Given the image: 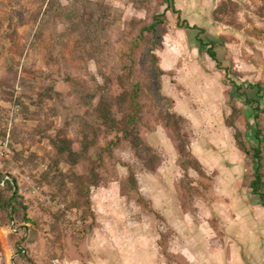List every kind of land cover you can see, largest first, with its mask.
<instances>
[{
    "label": "rangeland",
    "instance_id": "obj_1",
    "mask_svg": "<svg viewBox=\"0 0 264 264\" xmlns=\"http://www.w3.org/2000/svg\"><path fill=\"white\" fill-rule=\"evenodd\" d=\"M58 4L0 0V172L15 176L29 218L21 220V211L11 215L6 194L0 195V264H120L131 259L136 264H264L253 250L256 235L264 240V205L251 188L253 169L240 191L244 211L258 208L255 217L262 223L259 232L248 227L246 211L235 236L224 231L218 213H235L232 195L200 160L207 146L229 148L235 141L254 167L259 128L264 166V0H211L208 13L189 7L186 17L194 30L178 26L185 18H178L165 0ZM157 13L164 15L158 38L141 37V28ZM99 18L100 24H112L105 40L96 36L81 46L74 26L95 25ZM197 37L213 44L223 67L230 69L229 74L220 70L219 81L208 75L189 84L182 76L187 57L197 52ZM206 49L198 63L209 69ZM209 79L220 86L216 94L209 92ZM131 81L139 84L134 105ZM101 100L122 128L128 115H135L143 145L136 147L132 136L101 122L96 109ZM171 113L182 117L179 128L187 135L191 158L178 149ZM211 156L216 169L223 170L216 154ZM181 159H190L186 169ZM110 182L121 183L123 197L117 193L100 200L98 207L108 210L97 215L91 191ZM162 192L175 200L165 203L164 211L158 209ZM179 206L185 215L169 219ZM13 221L22 225L16 233ZM106 241L120 249L91 250V244ZM20 247L25 253L18 256Z\"/></svg>",
    "mask_w": 264,
    "mask_h": 264
},
{
    "label": "crops",
    "instance_id": "obj_2",
    "mask_svg": "<svg viewBox=\"0 0 264 264\" xmlns=\"http://www.w3.org/2000/svg\"><path fill=\"white\" fill-rule=\"evenodd\" d=\"M210 1L211 0H202L203 4L196 5L195 0H174V5H175V8L180 11V17L182 16L183 18H185V20L182 19V22L185 21V22L189 23L191 26H195V28H196V25H194V23L191 24L188 21L189 19L186 17V12H187L186 9H188L189 7H192V8H196V9H202L203 12H205L207 10V13H208ZM182 22H178V26L181 28H183V26H180V24ZM186 29L194 30L192 27H190V28L186 27ZM200 40L203 41V39L197 37V42H198L197 52L195 53V55L193 54V58H191V59L197 61V62L195 61V63H194V64H196L195 68L193 66L194 64L192 63L193 64L192 65L190 63L191 59L189 57H187L188 63L186 66L188 68L184 69V71L182 70V73H181L183 77H186L187 83H189V84H191V83L195 84L194 81L197 80L196 77H199V76L204 77V76H208V75L213 76L212 79H214V81L216 80V77H217V81H219L221 79V76L223 75V73H221L222 70L225 71L226 74H229V71H230V69L228 67H223V63L221 61V60H223L222 56H220L218 54V50L215 48V46L213 44L207 45L206 43H204V41H203L204 44H201ZM204 47H207V49H206L207 54L205 55L207 58L206 60H207L208 64L209 63L211 64V67H212L209 69H205V68L201 67L200 66L201 64L198 63V61H200V59H201V55L203 54L202 52L204 51ZM210 49H213V51L216 53L217 59H214L210 55V53H209ZM172 64H173V62H172ZM192 66H193V68H191ZM183 68H185V67H182V69ZM164 69L166 70V68H164ZM172 69H177V68L175 67V65L174 66L172 65ZM187 70H192V71L189 72ZM192 73H194V76ZM185 75H187V76H185ZM195 75H198V76H195ZM206 79H208V78L205 77V79H203V80H206ZM207 81L209 82L208 84L210 86L209 87L210 94H216V92H219L220 86L217 85L215 87L214 85H212L210 79ZM235 86H237V85H235ZM238 86H240V85H238ZM247 86H248V88H255V87L259 88V85L255 84V83H247ZM253 101H255V99H252V98L248 99V103H250V104H252ZM209 102H211L213 104V99L210 98ZM216 106L217 105L215 102V107ZM175 109H176V104H175ZM176 111H178V110L176 109ZM211 122L212 121H210V123ZM232 137L234 139V136H232ZM231 145H232V147L229 146V148L228 147L226 148V146L223 147V145L222 146L220 145V147L218 149H216L215 146L213 147V145L207 146V148L205 149L206 151L203 153V158H200V160L202 162L201 164L208 171V173L210 171L212 173H215V175H213L215 180L218 179V177L219 178L221 177L222 180L225 182V186L223 188L227 191V193H229V195H232L231 200L233 202V208L235 209V213L234 214H231V213L226 214V213H223L222 210L220 212L218 211V213L220 215L219 217L223 222L222 227L224 228V231L226 230L227 234L239 236L240 235V233H238L239 230L237 232H235V231L241 225L243 226V224L245 222L244 221V219H245L244 218V216H245L244 212L246 213V211H247L249 213H247L245 217L247 219L246 222H248V227L249 226L251 227V225H253V227L256 226L257 231L259 232V226L261 225L260 223H262V222L257 220V217H255L257 215L259 209L256 207H254L252 209V207H250L249 209L244 211L243 204L245 202L244 201L245 197H243V195L241 194V191H240L241 190L240 187L242 186V183L244 182L243 181L244 176L246 174H248L249 168H251V169H253V171H255V166L251 167L248 165V163L246 162V158L244 157L243 150L238 146L237 142H235V141H234V143L231 142ZM212 153H215L216 156L219 158V161H221V163L223 165L222 166L223 170L218 171L216 169L215 162L213 164V162L211 161V157H213V156H211ZM219 172H221V174ZM120 185H121L120 182H110L107 185H103L100 187L99 186L93 187V189L91 191L90 198H91V201L94 203L95 212L97 213V215L100 212L108 210L105 206L98 207V202H100V200L108 201L110 197L115 196L117 193H118L119 197H121V198L123 197V194H122L121 189H120V187H121ZM111 194H112V196H111ZM162 194L163 195L161 197V200L158 201V205H159L158 209L161 211H164V209L167 206H165V208H164L163 205L165 203H167V204L171 203V202L174 203L175 200L172 198L173 197L172 195H169V193H166V192L163 193L162 192ZM211 202L214 205L213 199H211ZM172 206H173V204H172ZM255 210L257 212H255ZM185 213L186 212H183V209L181 206L175 207L171 213V216L168 218L169 219L171 218L172 220H174L176 218L181 219L185 215ZM259 213H260V211H259ZM187 217H188V215H187ZM263 232L264 231H262V233ZM114 234L115 233H113V235ZM261 237H262L261 234L256 235V239H255L256 241H255L253 250H254V253L258 252L260 257H262V259H263V257H264V255H263L264 254V243L263 242H264V240ZM263 237H264V235H263ZM135 246H137V245H135ZM90 247H91V250L93 252H97V253H103L105 251H107V252L111 251L112 252V251H117L120 249L119 244H116L115 242L109 243L108 241H106L105 243H100V244H94L93 243L90 245ZM121 247L123 248L122 245H121ZM127 249H128V246L126 245L125 250H127ZM100 257H101V255L99 254L97 256V258L99 259ZM256 258H258L257 255H256ZM100 260H101V258H100ZM133 263L136 264V261L131 259L129 261V263H126V262L122 263L121 262L120 264H133ZM138 264H140V263H138Z\"/></svg>",
    "mask_w": 264,
    "mask_h": 264
},
{
    "label": "trees",
    "instance_id": "obj_3",
    "mask_svg": "<svg viewBox=\"0 0 264 264\" xmlns=\"http://www.w3.org/2000/svg\"><path fill=\"white\" fill-rule=\"evenodd\" d=\"M166 3L168 4V8H171L175 13L178 14V18L180 17V11L177 10L175 8L174 5V0H165ZM48 5L50 6V8H58L59 4H58V0H48ZM95 7L98 8L97 5H94ZM95 12L96 11H90L89 12V16L95 18ZM180 20V19H178ZM100 21H102V18H99V21L95 22L96 24L94 25L93 23L89 22L86 24H77L74 26L73 28V32L75 34H78V42L80 43L81 46H85L88 45L89 42L92 40V38H95L96 36H99L103 41L105 40V37L108 35L107 34V30L109 28L112 27V24L110 21H106L107 23L105 24H100ZM99 22V23H98ZM179 22V21H178ZM164 24V15L163 14H155L153 21L147 25H144L141 30H140V36H145L147 33L153 34L156 38H158V32L161 28V25ZM180 26L183 27H192L195 28V26H191L189 23L183 21ZM88 40V41H87ZM201 44H204L202 40ZM136 43H132V45H135ZM79 44L77 45V48H79L80 46ZM132 50V49H131ZM210 55L214 58L217 59L216 57V53L213 51V49L209 50ZM128 60L130 61V64H132L133 62V58L132 56L128 57ZM97 61L99 62V58H97ZM130 64H125L124 66L127 69H130ZM132 84V89H134L133 93L131 94V103H135V97L137 96V89L139 88V84L138 83H133L132 81L130 82ZM46 90V88H45ZM47 94H49L48 96L51 97V89L47 90ZM47 94L44 92L43 95L47 96ZM84 98V97H83ZM88 103H90L89 101H87ZM91 104V103H90ZM92 105V104H91ZM134 105V104H133ZM105 108V110H104ZM96 109L98 111H100V120L101 122L105 123L106 125L110 126L113 130H120V132L124 133V136L126 138H129L130 136H132L133 141H134V145L140 146L143 145V141L141 139V137L138 134V129L136 127V125L134 124L135 119V115H128V118L126 120V123L128 124L127 126H125L124 128H122L119 123L117 122V119L112 116L111 114V109L108 108V106L105 104V101L101 100L100 104L96 107ZM168 118H173L174 119V123L177 127L176 132L178 134V149L180 151V153L182 155L185 156H189L191 158V151L188 149V143H187V135L185 133H181L180 132V128H179V123L182 121V117L171 113L168 115ZM256 140H257V145H255L253 147V151H254V166H255V171H254V179L251 182V188L252 191L255 194H258L261 198V203L264 205V192L262 191V188L264 186V173H263V157H262V149H261V144L263 143V138L261 136V130L258 128V130L256 131ZM145 148V147H144ZM70 152H74L72 147H69ZM145 150H148V148L146 147ZM180 166L183 169H186L187 167V162H190L189 160H183L181 159L179 161ZM5 175H9V179H7L5 181L4 186L0 187V195H5L4 197V203L7 209L10 210L11 215L16 214L17 212H22L23 216L21 217V220L26 221L29 220V218H27V214H26V206L24 205V203L22 202V197L19 193V187H18V183L17 180L15 178L14 175L10 174L9 172H0V179H4ZM14 216V215H13ZM16 221V219H15ZM20 224V223H17ZM22 249L20 248V253L18 256H20L21 254L23 255L24 253H22L21 251Z\"/></svg>",
    "mask_w": 264,
    "mask_h": 264
},
{
    "label": "built area",
    "instance_id": "obj_4",
    "mask_svg": "<svg viewBox=\"0 0 264 264\" xmlns=\"http://www.w3.org/2000/svg\"><path fill=\"white\" fill-rule=\"evenodd\" d=\"M0 152H1V154H4L3 151H0ZM7 179H9V175H5L4 179H0V187H1V186H4L5 181H6ZM21 229H22V225L17 224L15 221H13L12 226H11V230H12V232L16 233V232H18V231L21 230ZM20 248H21V247H20ZM22 253H25V250H24V249L22 250Z\"/></svg>",
    "mask_w": 264,
    "mask_h": 264
}]
</instances>
